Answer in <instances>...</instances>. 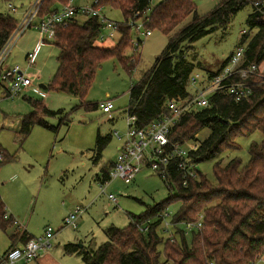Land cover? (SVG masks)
Here are the masks:
<instances>
[{"label":"trees","instance_id":"1","mask_svg":"<svg viewBox=\"0 0 264 264\" xmlns=\"http://www.w3.org/2000/svg\"><path fill=\"white\" fill-rule=\"evenodd\" d=\"M71 2L44 0L33 26ZM103 5L120 10L124 16L119 42L112 48L97 43L101 34L98 17L72 18L66 25L58 26L51 41L60 49L58 68L47 89L76 96L80 99L78 108L99 109L98 104L85 102L98 69L108 58H116L129 74L133 73L137 62L128 59L125 52L133 40L130 23L142 20L145 29L171 35L154 66L129 91L125 112L135 116L143 128L169 115L168 100L192 96L189 79L194 64L189 55L193 44L217 29L229 27L235 16L251 4L250 0H220L205 15L198 14L195 0H159L155 5L153 0H101L99 6ZM189 17L191 22L182 26ZM18 25L12 14L0 13V51L16 33ZM246 25L249 31L242 35L237 49L243 47L248 62L263 66L264 11L253 7ZM253 31L255 34L251 36ZM229 58L218 70H207L208 78L216 77ZM255 80L248 100L237 102L228 95L216 94L210 98L209 107L182 115L169 135L170 143L191 142L197 141L203 129H209V136L201 142L193 158L198 164L216 161L214 182L198 170V178H190L184 186L181 174L171 166L168 180H163L169 187L164 201L147 206L141 215L129 214L130 222L124 228L107 227V241L97 249L68 243L63 247L64 253L81 257L84 264H261L264 257V83L261 79ZM29 101L34 107L22 119L19 132L22 137H29L36 125L56 131L58 128L47 123L45 116H60V124L70 122L64 111H52L41 101ZM256 132L262 134V139L251 144L246 164L239 158L222 164L223 154L241 149L238 142L241 137H250ZM97 139L95 153L99 158L110 139L101 135ZM3 155V161L11 159L5 152ZM109 173L108 168H103L97 180L108 181ZM2 197L0 230L5 231L13 219L5 218L7 207ZM174 204H179V208L167 219L175 232L166 237L160 232L164 226L162 216ZM201 215L203 226L186 233L184 225L198 222ZM10 238L26 243L32 236L24 231L13 233Z\"/></svg>","mask_w":264,"mask_h":264},{"label":"rangeland","instance_id":"2","mask_svg":"<svg viewBox=\"0 0 264 264\" xmlns=\"http://www.w3.org/2000/svg\"><path fill=\"white\" fill-rule=\"evenodd\" d=\"M36 0H16L6 3L0 0V13H10L17 21H21L24 11ZM74 7H91L95 0H71ZM159 0H153V5ZM220 0H195L197 12L205 15L214 8ZM13 5L16 9L12 10ZM253 7L248 5L239 12L226 29H217L193 44L189 59L194 64L190 77L200 74L207 76V70H218L230 55L234 54L239 46L243 34L249 31L246 19ZM102 15L106 18L122 23L124 16L120 10L109 6L101 7ZM189 17L183 24L191 22ZM82 20V19H81ZM142 21H136L141 25ZM181 26V27H182ZM133 39L143 41L140 54L134 56L137 67L129 74L116 58H108L98 69L85 102L99 104L108 100L113 104V118L99 108L86 111L78 108L80 99L65 92L48 90L41 84L48 86L58 68L60 49L54 43L41 45L38 30L31 28L17 38L15 46L7 58L6 65L19 66L27 70L26 54L38 49V61L27 72L33 77V87L30 92L23 93L15 98H1L0 91V150L11 159L0 163V194L7 206V212L13 221L6 231L0 230V257L10 245V236L18 228L28 230L34 237L42 235L48 227L54 231L52 246L47 250L52 252L46 264H84V260L77 255H65L64 245L80 242L93 249H97L107 241L106 228L114 225L118 228L126 227L130 222L129 214L141 215L147 206H154L164 201L169 190L161 177L154 174L144 166L131 184L122 179H114L102 194L101 183L97 177L103 168L112 170L117 160L119 141L114 132L124 136L127 131V113L125 109L129 101V91L132 84H137L142 76L154 66L156 59L165 50L171 35H163L153 30L150 36L143 34V27L138 32L136 26L132 27ZM255 31L250 32L252 36ZM121 38L117 33L113 40L97 43L104 48H112ZM186 47V46H185ZM245 47V46H244ZM132 48H128L125 56L133 59ZM264 66V62L262 63ZM189 91L194 92L192 87ZM32 101H41L52 111H64L63 115L69 117L68 124H60V116L44 117V120L56 131L36 125L29 137L24 138L9 128L8 125L23 119L33 111ZM210 134L209 129H203L197 135V141L203 142ZM107 137L110 140L102 150L101 157H96L97 137ZM262 134L256 132L250 137H241V149L223 154L225 165L229 161L239 158L246 164L249 159V148L253 142H260ZM215 160L202 162L198 165L210 181L214 182L213 166ZM113 194L118 199L115 204L107 196ZM77 206L87 207L86 213L79 218L77 228L64 227V219ZM179 204L170 206L169 212L173 216ZM164 228V227H163ZM165 229V228H164ZM161 234L166 237L175 232L169 228L171 234ZM19 231V232H20ZM162 260H164L162 258ZM18 264H41L39 260ZM264 264V258L261 261Z\"/></svg>","mask_w":264,"mask_h":264},{"label":"built area","instance_id":"3","mask_svg":"<svg viewBox=\"0 0 264 264\" xmlns=\"http://www.w3.org/2000/svg\"><path fill=\"white\" fill-rule=\"evenodd\" d=\"M43 1L36 0L34 2L28 13H26L27 15L19 22L16 33L0 51V81L2 85L6 84L9 89L10 98L19 97L33 84L32 78L24 73L19 66L9 67L6 65L7 58L15 46L17 38L23 35L26 30L35 27L40 34L42 45L45 42L53 41L55 29L60 25H66L72 18L98 17L101 22V34L98 41L104 42L114 39L115 35L119 33L120 23L112 21L105 16L103 17L101 14V7L99 6L101 0H95L91 7L78 8L70 4L33 26ZM250 4L258 11H264V0H250ZM10 7L12 6L10 5ZM130 24L132 27L136 26L138 32H141L144 27L143 21L141 25H136V22ZM151 33L152 31L146 29L143 34L150 36ZM142 44L143 41L140 38L132 40L130 46L132 50L134 49L132 61H134V56L140 54ZM37 51L36 49L28 55L30 65L33 64ZM244 52L243 47L237 49L230 56L222 71L213 79L203 77L200 74L191 76L189 87L194 90L192 96L190 95L180 100H168L166 108L169 110V115L161 116L143 128L139 127L135 116L127 115L128 126L124 136H121L118 132H114L112 135L119 141H123V143L119 147L117 160L109 173V180L101 183L102 194L106 193V189L114 179L119 178L126 184H131L136 176L142 172L144 166L148 167L154 174H158L165 181L168 180L169 168L175 166L176 170L181 174L184 186L187 185L190 178H198L199 164L194 161L193 153L197 152L201 143L198 141L170 143L169 135L182 115L209 107L212 96L225 94L232 97L235 101L241 102L248 100L253 94L255 79H261L264 83V66L248 62ZM98 108L104 114H107L110 119L113 118L114 109L111 100L99 103ZM3 158V152L0 150V162L3 161ZM107 198L115 204L118 203L117 197L113 194L108 195ZM85 212V207L77 206L74 208L64 219V227L77 228V222ZM162 217L164 219V233L171 234L169 228L172 224L167 219L171 217L169 209L166 210ZM202 217L201 215L200 220L196 223L184 225L183 229L185 232L189 233L192 230H199L203 226ZM5 218H10L8 212ZM13 223L17 224L14 221ZM54 235L53 229L48 227L42 235L31 238L23 246L10 248L0 259V264L27 263L38 259L41 251L47 250L52 246L51 241Z\"/></svg>","mask_w":264,"mask_h":264},{"label":"crops","instance_id":"4","mask_svg":"<svg viewBox=\"0 0 264 264\" xmlns=\"http://www.w3.org/2000/svg\"><path fill=\"white\" fill-rule=\"evenodd\" d=\"M34 3H32L29 7H27L26 9H25V11H24V15L22 16V18H21V21L24 19V17H25V15H27L26 13H28V11L30 10V8L32 7V5H33ZM12 6V8H14V9H16L15 7H13V5H11ZM101 14H103L102 13V10H101ZM21 21H18V22H21ZM35 28V27H34ZM36 30V29H35ZM39 33V32H38ZM39 36H40V34H39ZM109 40H113V39H109ZM45 43H51V42H45ZM36 50V49H35ZM35 50H33V51H30V52H28L27 54H26V60H27V63H28V68H27V70L25 71V70H23L22 68V70H23V72L24 73H26L28 76H30L31 78H32V80H33V77H32V75L30 74V73H28L27 71L29 70V69H31L32 67H34L35 65H36V61H38L37 59H38V51H37V53H36V55H35V58H34V61H33V64L32 65H30L29 64V62H28V55L30 54V53H32V52H34ZM38 50V49H37ZM9 67H11V66H9ZM41 87L42 86H44V87H46L45 89H47V86L46 85H44V84H41L40 85ZM32 87H33V84H32V86L31 87H29L28 88V90L25 92V93H27V92H30L31 90H32ZM9 89L7 88V86H6V84L5 85H3V86H1L0 87V91H2V97L1 98H10L9 97V91H8ZM22 95V94H21ZM20 95V96H21ZM13 99V98H12ZM22 119H20V120H18V121H16V122H14L13 121V123H11V124H9L8 125V127L9 128H14L15 129V131H17L18 132V134H19V132H20V130H21V127H22ZM101 183V182H100ZM1 195V194H0ZM109 200V199H108ZM111 201V200H110ZM112 202V201H111ZM7 207V206H6ZM86 208V211H87V207H85ZM86 213V212H85ZM84 213V214H85ZM83 214V215H84ZM82 215V216H83ZM10 218L11 219H13V214L11 213V216H10ZM6 231V230H5ZM20 229L18 228L17 230H15L14 232L15 233H22V232H24V231H26L30 236H32V238L34 237L28 230H21L20 232ZM13 234V233H12ZM11 234V235H12ZM11 237V236H10ZM10 241H11V243H10V245L8 246V248L5 250V252L1 255V257H0V259L3 257V255L10 249V248H12V247H21V246H23L24 244H25V242H23V241H21L19 238H16V239H11L10 238ZM84 246H86V244H84L83 242H80V244H79V247L80 248H83ZM63 251H64V248H63ZM52 254V252L50 251V250H44V251H41L40 252V255H39V257H38V259H36V260H39V263H41V264H46L47 262H48V260H49V255H51ZM65 254V253H64ZM66 255V254H65ZM75 255V254H74Z\"/></svg>","mask_w":264,"mask_h":264},{"label":"water","instance_id":"5","mask_svg":"<svg viewBox=\"0 0 264 264\" xmlns=\"http://www.w3.org/2000/svg\"><path fill=\"white\" fill-rule=\"evenodd\" d=\"M43 88H46V87H44V86H42Z\"/></svg>","mask_w":264,"mask_h":264}]
</instances>
